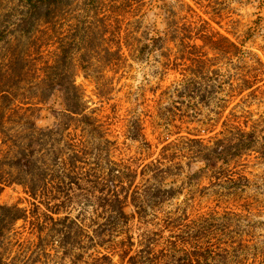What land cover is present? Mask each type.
<instances>
[{
    "label": "rangeland",
    "instance_id": "1",
    "mask_svg": "<svg viewBox=\"0 0 264 264\" xmlns=\"http://www.w3.org/2000/svg\"><path fill=\"white\" fill-rule=\"evenodd\" d=\"M103 7L104 13L111 11L104 21L101 16L91 19L82 8L71 5L58 12L49 29L39 23L29 38L15 41L20 65L25 66L16 94L22 100L36 97L39 89L34 84L42 76L43 65L59 54L63 39L73 40L75 49L92 45L95 52L84 59L86 70L79 68L78 54L72 55V73L87 112L115 138L117 163L138 173L156 161L171 167L164 186L181 188L182 194L167 208L186 210L190 216L232 209L236 216L219 224L211 220L200 235L206 232L210 242L223 244L243 240L245 246L238 253L244 264H264V156L259 148L223 166L248 179L242 189L234 190L223 181L214 183L210 173L185 182L188 174L202 167L195 160L187 166L190 156L197 157L199 143L212 146L237 118L249 125L264 122V0H105ZM158 36L159 45L146 41ZM189 54L206 58V66L225 81L209 106L181 95L182 72L176 61ZM245 77L255 78V86L240 92ZM58 108L57 102L51 109L45 106L38 127L51 126L52 109ZM129 128H140L142 140L130 141ZM145 174L138 175L133 188L142 187ZM33 203L18 185L0 192L1 205L38 214L18 221L6 235L5 259L10 264H59L54 231L49 222L42 224ZM80 209L76 204L71 216L82 213ZM225 223L228 228H222ZM113 261L123 264L116 255Z\"/></svg>",
    "mask_w": 264,
    "mask_h": 264
},
{
    "label": "trees",
    "instance_id": "2",
    "mask_svg": "<svg viewBox=\"0 0 264 264\" xmlns=\"http://www.w3.org/2000/svg\"><path fill=\"white\" fill-rule=\"evenodd\" d=\"M104 4L105 0H0V192L18 185L34 201L42 224L49 222L54 231L59 264H116L113 255L123 264H244L238 253L245 246L243 240L223 244L210 242L206 232L200 235L211 220L219 224L236 216L235 211L226 209L220 214L213 210L195 216L186 210L172 211L168 203L182 190L164 186L171 167L156 161L138 173L122 168L114 159L117 142L87 112L72 73V55L78 54L79 68L86 70L84 59L95 52L92 45L75 49L73 40L63 39L59 54L51 64L43 65L42 76L34 84L39 89L36 97L22 100L16 94L25 66L20 65L15 41L29 38L39 23L50 28L58 12L71 5L82 8L91 19L101 16L104 21L111 13H104ZM148 40L159 45L162 38ZM206 61L190 54L176 61L182 72L181 95L203 106L211 104L225 83ZM254 82L253 77L241 79L240 92L250 91ZM56 102L60 108L52 109L54 123L38 127L44 107L51 109ZM239 120L232 121L212 146L198 142L197 157L190 156L187 166L195 160L202 167L186 176L187 184L210 173L214 183L227 182L234 190L248 185L245 176L223 166L256 147L264 156V122L249 125ZM127 138L141 141L140 128H129ZM145 173L142 187L133 188L138 175ZM76 204L82 213L71 216ZM37 216L36 210L0 204V264H10L5 259L6 235L18 221ZM97 248L108 251L94 252Z\"/></svg>",
    "mask_w": 264,
    "mask_h": 264
}]
</instances>
